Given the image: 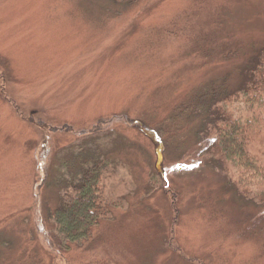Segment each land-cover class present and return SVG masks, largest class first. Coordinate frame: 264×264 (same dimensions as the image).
I'll list each match as a JSON object with an SVG mask.
<instances>
[{"label":"rangeland","instance_id":"rangeland-1","mask_svg":"<svg viewBox=\"0 0 264 264\" xmlns=\"http://www.w3.org/2000/svg\"><path fill=\"white\" fill-rule=\"evenodd\" d=\"M262 46L264 0H0V264H264V206L203 118L163 129ZM86 161L107 215L72 242L51 214Z\"/></svg>","mask_w":264,"mask_h":264},{"label":"trees","instance_id":"trees-1","mask_svg":"<svg viewBox=\"0 0 264 264\" xmlns=\"http://www.w3.org/2000/svg\"><path fill=\"white\" fill-rule=\"evenodd\" d=\"M241 75L236 85L229 83V79L208 84L176 108L163 126L170 124L178 129L179 120L203 118L201 131L206 129L207 138L214 140L209 156L233 178L241 193L264 206V189H251L255 181H264V167L251 150L254 137L264 132V46L256 51ZM170 125L163 129L173 130ZM79 164L83 165L79 180L71 179L66 184L62 203L51 214L58 234L72 242L91 236L107 215L103 206L101 166L88 167L87 161Z\"/></svg>","mask_w":264,"mask_h":264}]
</instances>
